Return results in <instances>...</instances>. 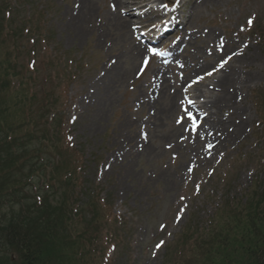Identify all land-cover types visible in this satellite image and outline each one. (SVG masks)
Here are the masks:
<instances>
[{"label": "rangeland", "instance_id": "rangeland-1", "mask_svg": "<svg viewBox=\"0 0 264 264\" xmlns=\"http://www.w3.org/2000/svg\"><path fill=\"white\" fill-rule=\"evenodd\" d=\"M100 1L0 0V26H2L0 68L4 69L6 79L21 77L23 80L17 68L24 63L22 68L27 71L26 64L33 58V69H30L28 74L29 81L37 85L41 83L44 93L53 95L56 101L58 99L59 106L63 105V96H66L67 104L70 106L66 112L58 108L60 111L56 113V118L52 119L55 124L60 125L58 126L62 147L66 148L61 128V125H65L72 142L78 145L83 144L82 154L86 160L100 149L104 134L108 135L113 131L115 140L123 142V137L116 138L115 132L127 135L131 123L138 122L140 117L144 120L147 116L156 114L153 108L144 103H139L138 107L134 105L136 100L130 103L129 99L133 98L135 93L132 95L123 82L118 84L119 80L115 83L114 92L110 89L105 91L101 89L103 98L99 95L93 97L97 92L96 88L102 86L99 84L101 81L97 82V77L106 71L102 56L104 53L109 54L106 56V62L109 64L113 63L107 58H112L114 55L116 57V54L110 50L115 47L111 45L113 43L109 39L104 41L105 45H100L96 41L103 18ZM91 2H93V10L89 13L90 16L83 17L84 22L81 14L75 18L80 5L85 4L83 12L87 14L86 9L90 8ZM244 3H247V8L244 9L243 16L254 15L251 24L246 22L251 30L249 34L251 41L247 38L240 44L242 47L246 46L248 53L242 58V64L237 66L238 69L254 73L255 81L245 90V106L249 107V110L247 109L242 115L245 118L243 129L228 145L224 146V143L219 148L218 154L224 153V159L216 170L213 166L218 159L217 154L213 159L206 160L204 165L202 155L200 152L195 155L196 147L188 141L189 139L184 145L181 144L183 142H180L181 145H176L173 143L175 138L164 137V132L161 130L160 133L150 135L147 145L159 144L163 154L160 152L161 157L159 153L154 154V147H150L153 152L147 151L145 144L146 152L142 159L146 161V164L142 161L138 163L136 160L137 163H130L127 168L126 163L119 161L120 158L117 159L112 154L114 151L109 149L105 150V157L102 163L95 166V170H93L94 165L89 162L91 169L87 172L91 180L99 184V197L109 200L113 216H116L119 222L121 221L120 231L115 233L120 244L116 247L112 256L113 260L109 264H191L196 262L199 264L200 260L206 256V250H210L206 259L213 264H235L237 252L241 254V259L236 264L251 262V249L245 250V248L252 245L253 229L260 222V220L255 222L253 220L257 213L261 214L260 207L264 202V163L260 162L264 156V140L259 147L253 138L258 128L261 129L263 125L259 122L257 128V116L250 102L251 91L258 86L264 87V0H228L225 9L236 17ZM27 10L33 15L28 25ZM11 13L16 14L14 18V23L16 22L14 31L18 36L15 41L16 53L7 22ZM101 30L108 33L105 27ZM111 32L113 33L114 29ZM244 36H248V33L243 34ZM246 43L248 46L244 45ZM96 44L102 46V50ZM121 47V45L117 46V48ZM44 77L49 79L45 80ZM124 83L127 84V81ZM13 90L16 89L13 88ZM6 91L11 92L8 86ZM14 91L12 93L14 97H22V90H16V94ZM110 98L115 99L112 105H109ZM136 99H140L139 96ZM21 100L25 101L24 98ZM8 102L12 103L11 99H8ZM17 103L19 102L11 106L8 115L0 117V138L5 143L0 149L8 148L13 137L30 140L35 147L44 145L45 149H48L47 145L50 142H56L54 136L56 133L43 131L41 124L40 136L45 134L48 140H42V142L39 138L33 140L32 134L27 137L25 133L28 131L24 123L19 127L20 121L27 116V111L24 104ZM31 108L33 109V106ZM60 112L65 114L61 116ZM239 115L232 112L228 117L233 122H237ZM47 116L51 119V114ZM70 116L72 119L75 117L73 124L68 120ZM159 137L163 140H158ZM238 140L242 141L237 143ZM113 141L110 145L116 148L118 145ZM20 148L25 149V144H22ZM241 154L251 155L250 160L242 161ZM149 156L150 161L147 160ZM9 159H14L13 155ZM103 161L106 166L109 164L107 169ZM22 166L26 168L25 161ZM252 188L256 193L252 194L245 208L243 205L247 202V196ZM7 211V207L0 208L1 220L5 217L2 213ZM176 212L183 215L180 221L177 216L174 217ZM213 215L217 216L208 229L204 223L201 224L200 228L203 230L201 233L204 234L201 238L204 241L203 244L192 247L185 255L186 257L182 258L178 249L171 246L176 234L188 220H194L195 223ZM227 215L234 222L235 226L232 229L231 225H227ZM197 225L196 228L200 224ZM227 232L231 235L228 236ZM156 241L164 243L162 248H158V253L156 251L158 249L153 247ZM113 242L116 244L115 239ZM103 246L104 244L101 243L99 248ZM151 251L154 252L155 259L151 257ZM65 253L69 257L72 251ZM3 261L0 264H3ZM73 264L77 263L73 262Z\"/></svg>", "mask_w": 264, "mask_h": 264}, {"label": "bare ground", "instance_id": "bare-ground-1", "mask_svg": "<svg viewBox=\"0 0 264 264\" xmlns=\"http://www.w3.org/2000/svg\"><path fill=\"white\" fill-rule=\"evenodd\" d=\"M220 3V2H218ZM85 4H81L80 8L77 9V13L75 18L77 17V14L81 12H83ZM90 9L91 7L88 9V15L90 13ZM84 15V12H83ZM116 15H114L115 17ZM85 17V16H84ZM119 20V16L116 17ZM117 19H115L117 21ZM113 20V17H110V21ZM82 21L84 22V18L82 19ZM113 22V21H112ZM122 24V23H121ZM212 37L211 32L208 33L206 35L207 39H210ZM114 39V37H113ZM113 39H109L111 41H113ZM105 40V35L104 33L98 32L97 37H96V41L98 42V44H105L104 43ZM227 46V45H223L222 47ZM200 47V46H199ZM222 47L218 48V50L216 52H221L222 51ZM245 50L241 51V49L238 47L237 51L235 52V54L229 56L231 57L230 59V64L224 63L223 66H219L217 60L215 58H220L221 54L225 52V50L222 51L221 54H216L214 51L211 54V63H207V64H201L198 65L196 68V72H200V74H203L206 70L207 67H212L215 68L216 70L214 72H212V75L215 74L216 71H220L218 72V75L214 76L215 81L213 83L214 87L213 89L215 91H207L208 94L204 93L202 95L196 96L195 98L200 99V98H205L204 101H202V103H200L199 107H197L199 110L201 109L202 112H205L207 114L206 117H204V120H206L208 122V124L206 125L207 128H203V132L204 130L206 131V140H210L211 143H214L215 141H217L215 146H218L220 144H222L223 140L221 138L222 135H226L225 138V142L227 141H231L233 138L236 137V134H238L239 132L242 131L243 129V121H244V113L248 107H246L245 105H243V96H244V92L245 89H247V87L252 84L255 80V75L252 72H249L248 70H242V69H238L237 64H242L241 60H242V56H237L238 52L243 53ZM123 56L118 55L117 57L120 60V57ZM232 59V60H231ZM245 59L249 60L248 57H245ZM118 64V60L116 62ZM133 63V60H132ZM131 63V65H133ZM121 64V63H120ZM116 65V64H114ZM112 66V68H110V70L107 72V74L104 75V77H101L97 80L101 81L99 84H101V87H97L96 90L97 92L94 93L93 97H98V95L100 97H102V91L101 89H103L105 91V89H111L113 90V85L115 84V82H117L119 79L122 81L125 77L126 74L128 73V68H123V71L121 70L120 67L118 66ZM186 71L189 73V69H186ZM195 72V70H193ZM164 71H161V73ZM163 74V73H162ZM161 74V76H162ZM212 75H210V77H212ZM165 76V75H164ZM190 76V75H189ZM205 78L202 79V81H204ZM167 81L169 82V79H167ZM184 83V82H183ZM164 86L163 88L160 86V94L157 100H159V98H163L161 97V93L162 91L164 92V95H166L167 101L165 103L160 104V110H158V114L159 116L165 117L167 119L171 118V115L176 111V97L179 96V92L175 91V93L172 95H168L165 92V88L166 86H168V84L166 82L163 83ZM186 84V83H185ZM174 85V84H173ZM202 87V86H201ZM205 91V90H204ZM203 92V90L201 91V93ZM156 100V101H157ZM154 101V102H156ZM188 107V106H187ZM224 107H226L227 111L232 110L234 113L240 114L239 119L237 120V122H232L229 118L225 117H221L220 114V110L224 109ZM190 109V108H188ZM200 110V111H201ZM225 110V109H224ZM222 110V111H224ZM198 114L200 113L199 111L197 112ZM161 117V119H162ZM199 118V116H198ZM197 118V119H198ZM156 116H149V120L147 122H151V124L153 125V128H156V122H155ZM197 121V120H196ZM216 129L215 132H213V130ZM175 131L177 130L176 128L174 129ZM209 131H211V134H208ZM228 131H232V132H228ZM222 134V135H221ZM173 135H170V137H172ZM201 134L199 136H195V142L198 144H201L200 147H197V150L203 153L204 158L205 156L208 155V151L206 150V147H203V143L201 140ZM135 140V139H134ZM134 140H132V143L134 142ZM130 141V139H129ZM129 143V142H128ZM214 146V147H215Z\"/></svg>", "mask_w": 264, "mask_h": 264}, {"label": "trees", "instance_id": "trees-1", "mask_svg": "<svg viewBox=\"0 0 264 264\" xmlns=\"http://www.w3.org/2000/svg\"><path fill=\"white\" fill-rule=\"evenodd\" d=\"M2 76V70H0V88L1 84L5 83ZM3 144L5 143L0 140V147H3ZM10 154L18 157L11 146L0 149V205L4 203L5 190L17 188L20 184L12 168L6 166L7 162L11 161L8 158ZM236 218L240 217L236 216ZM255 220H260V222L256 227L254 226V239L252 245L247 246V250L251 249V253L255 254L254 264H264V213L257 214L253 221ZM47 226L44 221L33 220L26 216L17 217L8 224L2 221L0 223V263L9 251L15 255L14 264H65L62 261L61 245L55 239L53 229Z\"/></svg>", "mask_w": 264, "mask_h": 264}, {"label": "snow or ice", "instance_id": "snow-or-ice-1", "mask_svg": "<svg viewBox=\"0 0 264 264\" xmlns=\"http://www.w3.org/2000/svg\"><path fill=\"white\" fill-rule=\"evenodd\" d=\"M77 7H79V5H77ZM112 7H113V9L115 10V7H116V6H115L114 4L112 5ZM247 23H248V24H251V23H252V20L249 19ZM150 51H152L153 54H156V55H162V54H163V53H157L155 49H150ZM230 58H231V57H229V59H230ZM143 63H144V66L147 67V65H148V60L145 59V60L143 61ZM224 63H227V61H226V60H222V61H221V67L223 66ZM140 71L143 72V71H144V68H141ZM214 71H215V69H214ZM207 75H212V73L209 72V73H207ZM188 116H189V119H191L192 122H193V130H195V127H196V118L193 117L191 113H188ZM73 119H75V117H74ZM178 122H179V121H178ZM190 170H191V169H190ZM162 243H163V242H161L160 244H157L156 247H157V248H160V247L162 246Z\"/></svg>", "mask_w": 264, "mask_h": 264}]
</instances>
